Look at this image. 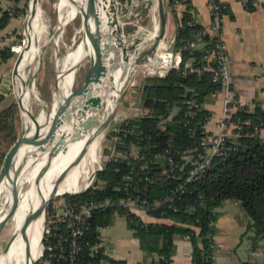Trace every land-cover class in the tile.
Here are the masks:
<instances>
[{
  "label": "trees",
  "instance_id": "1",
  "mask_svg": "<svg viewBox=\"0 0 264 264\" xmlns=\"http://www.w3.org/2000/svg\"><path fill=\"white\" fill-rule=\"evenodd\" d=\"M183 3H186L185 0ZM7 19L8 17H5L3 21ZM188 20L189 14L183 12L174 36L175 48L181 51L180 68L172 69L165 77L144 78L137 90L136 98L140 101L141 108L147 109V112L143 116L123 121L124 126H133L141 130L145 138L139 143V148L143 150L153 144L163 149L169 143V139H172L173 146L178 150L196 148L202 137L201 126L210 115V111L203 104L208 96L219 89V84L211 81L212 72L208 70L200 77L181 74L182 66L188 59L199 65L207 63L204 55L211 47L208 35L202 37V42L204 41L202 46L188 47L190 43H197L194 35L201 29L196 23L188 25ZM11 55L10 45L3 46L0 49V65L10 59ZM209 63L211 67L215 65L213 61ZM191 92L195 93L201 108L193 119L185 122L183 112L175 107ZM236 116L248 120L249 124L244 127V132L239 137L232 140L234 149L230 155L227 158H213L201 178L184 184V192L173 204L163 203L149 211V214L154 216L162 214L172 223H144L134 212L118 204L123 193L115 189V185L120 183L121 175L132 173V183H136L138 177L124 161L109 162L96 172L97 181L103 182L99 188L88 189L75 195H65L66 199L72 201L106 198L115 203L108 210L94 212L79 241L95 243L99 234L95 227L110 224L114 215H119L138 237L141 250L149 256L159 257V264H170L176 236L188 237L193 245L194 264H214L213 248L209 247V242H213L214 223L217 218V211L214 210L222 206L227 199L237 200L248 218L245 232L252 231L255 238L264 239V136L258 134L264 124V112L258 109L253 113L240 111ZM18 118L19 108L15 102L0 109V169L7 152L19 137L16 131ZM167 118L170 121L165 123L164 129L156 126L159 121ZM129 141L130 138H123L117 143L118 148H128ZM164 166L165 161L161 158L157 163L149 164V173L156 175ZM136 168L140 170L138 164ZM180 181L178 178L168 177L163 182L154 184L143 181L140 186L146 187L147 199L152 204L169 194ZM50 227L52 234L68 233L63 223L56 222ZM44 243L46 244V241L43 239ZM68 249V244L65 243L66 252H63L62 257L56 258V261L68 264ZM99 258H102L100 251L94 257H90L88 251L84 249L77 259L80 264H85ZM111 263L126 264L123 260H112ZM149 264L154 263L151 261Z\"/></svg>",
  "mask_w": 264,
  "mask_h": 264
},
{
  "label": "built area",
  "instance_id": "2",
  "mask_svg": "<svg viewBox=\"0 0 264 264\" xmlns=\"http://www.w3.org/2000/svg\"><path fill=\"white\" fill-rule=\"evenodd\" d=\"M241 2L245 5H249L248 0H241ZM174 4L175 7H177L182 5V2L175 0ZM207 5L210 14V22L207 27L201 28L194 35L195 39L200 41L201 44L204 43V41L202 42V37L206 35L210 37L211 47L204 55V59L207 63L199 65L195 64L191 59H188L182 66L181 74L183 76L195 75L200 77L208 70L212 72L211 81L219 84V89H216L213 94L221 95L223 100L221 115L216 119V115L210 111V115L201 126L202 137L199 141V145L196 148L184 150L176 149L173 146L172 139H169V143L163 149H159L157 145L153 144L143 150V148H139V143L145 138L141 130L133 126H124V120L119 122L113 121L111 124L112 127L110 130L109 144L104 147L102 161L98 164L96 169L97 172L109 162L117 163L120 161H124L130 166V170L134 171L135 175H138V177L135 180L136 183H132V173L121 175L120 183L115 185V189L123 193L118 204L135 214L138 210L139 213L142 212L147 214V216L151 218V221H145L140 214H136L144 223H159L160 220L167 219L162 216V214L160 216L150 215L149 211L163 203L173 204L175 199L184 192V184L194 182L201 178L213 158H227L234 149L232 140L239 137L244 132V127L249 124L248 120H243L239 116H236L237 112L247 111V107L246 104L240 100L231 86L228 69L231 60L225 42L221 37V20L225 12V5L220 0H207ZM8 11L9 14L12 13L11 10ZM186 12L189 14L187 24L191 26L193 25L192 16L194 10L191 7H188ZM157 28V25H155L154 30L156 31ZM163 38L170 40L169 44L166 46L170 52V58L167 61V64L151 74L136 72L133 69L130 70L129 84L131 81L136 80L134 79V74L136 73L141 74L139 79H144L149 76L165 77L172 69L180 68L182 62L181 51L175 48L174 36L167 37L166 34H164ZM188 47L194 48L195 45L194 43H190ZM10 51L13 53V44L10 46ZM129 57L131 60L135 61L140 59L139 57L133 56L130 51ZM137 61L139 62L140 60ZM210 61H213L215 64L213 67L210 66ZM141 63L143 62L141 61ZM135 91L137 93V90ZM124 92L128 91L125 90ZM175 108L181 110L185 122H189L197 115V112L201 108V104L198 102L195 93L191 92ZM143 112H140L141 115L144 114ZM168 121H170L169 118L163 119L159 121L156 126L164 129L165 123ZM212 121L216 123L217 130L213 134L209 132V124ZM123 138H130L128 148H118L117 143ZM161 158L164 159L165 166L161 168L156 175H151L149 173V164L157 163ZM137 164L140 170H137ZM140 172L142 175H140ZM95 174L94 181L91 183L90 179V182L85 184L81 192L88 189L95 190L103 183L101 182L98 185L95 183L97 182ZM168 177L178 178L181 181L176 187L170 190L169 194L150 204L146 196V187L141 188L140 183L143 181L148 182L149 184L159 183L163 182ZM113 204H115L113 201L106 198L85 199L83 201L65 199L60 208L61 212H57L53 223H63L68 229V233L67 235L52 234L50 227L51 224L50 226H47V228L44 226V238L46 244L44 243L42 245V264H62L60 261H56V258L62 257V254L65 251V243H67L69 247L67 251L68 264H80L77 258L80 252L84 249L88 251L90 257H94L98 251L102 252L106 246L103 241H101V238H98V241L95 243H81L79 239L83 236L89 219L93 216L94 212L108 210L113 207ZM108 225L109 224L98 225L95 228L99 232L101 229L107 228ZM50 239H52L53 242ZM183 239L189 241L187 236H184ZM213 246L214 242L210 241L209 247L213 248ZM56 251H58V253ZM85 264H107V262L104 259L99 258V260L88 261Z\"/></svg>",
  "mask_w": 264,
  "mask_h": 264
},
{
  "label": "crops",
  "instance_id": "3",
  "mask_svg": "<svg viewBox=\"0 0 264 264\" xmlns=\"http://www.w3.org/2000/svg\"><path fill=\"white\" fill-rule=\"evenodd\" d=\"M171 1L166 0L164 3V0L163 2L161 0L165 16L166 35H168L169 26L172 25L173 33L169 37L175 36L181 15L187 11L188 7L194 10L193 24L196 23L201 28L208 26L210 14L207 0H185L186 3H183L184 0H179L182 5L177 7L174 4L175 0ZM220 1L225 5V12L221 20V37L225 42L231 60L228 69L232 89L237 93L240 100L246 104L247 112L253 113L255 109L264 112V0H248L249 5L243 4L241 0ZM25 5V0H0V49L5 45L11 46L13 44V31H18L20 27ZM8 10H11L12 13L9 14ZM5 17H8V19L3 21ZM162 42L167 45L170 40L163 38ZM194 45L196 48L202 46L198 40ZM4 65L5 63L1 64L0 69ZM138 80L143 81L144 79ZM138 88L139 86H132V88L126 90L128 92H123L121 102L124 101L127 106L126 110L140 103L136 98L137 93L135 91ZM203 106L214 113L217 119L221 115L223 107L222 96L211 94ZM144 110L147 112V109ZM141 111L143 112L142 108ZM141 111L133 116L117 115V119L114 121L119 122L145 115L146 112L144 111V114L141 115ZM216 131V123L212 121L209 124V132L213 134ZM258 134L264 136V124L259 129ZM136 214H140L145 221H151L147 214L139 213V210ZM243 220L246 223H243ZM160 222L172 223L169 219L160 220ZM247 223L248 218L237 200L227 199L222 206L217 208L213 235L214 264H264V260L256 255L264 254V239H257L253 234H247L249 232H245ZM241 232L247 234V247L238 241ZM241 237L243 239V235ZM98 238H101L106 246L101 253L102 259L107 264H112V260H123L126 264L144 262L149 264L151 261L154 264H159V257L149 256L141 250L138 237L128 227L122 216L114 215L108 227L99 231ZM192 251L193 245L190 241L176 236L170 264H193L191 260Z\"/></svg>",
  "mask_w": 264,
  "mask_h": 264
},
{
  "label": "rangeland",
  "instance_id": "4",
  "mask_svg": "<svg viewBox=\"0 0 264 264\" xmlns=\"http://www.w3.org/2000/svg\"><path fill=\"white\" fill-rule=\"evenodd\" d=\"M25 1L26 6L22 14V19L20 20V27L18 31H13L12 57L8 59L5 62L3 68L0 69V109L8 106V104H10L11 102H15L17 104L19 108V118L16 122V131L18 136L22 134L24 128L26 129V114H24L25 112L22 113L19 107L22 98L24 100V104L28 106L30 115L36 120H42L40 122L41 124L45 123L48 119L49 114L52 113L53 103L55 100L54 92L57 91V75L70 66L68 54L76 48L78 37L80 36V34L78 33L80 21L77 17L74 16L79 15L81 17L80 8L76 7L75 9L71 10L69 14V16H71L68 19V8L65 7L66 9L63 8L60 10V7L64 0H38L41 10L39 21L41 23L39 22V29L37 28L38 30H36L35 32L34 41V43L38 47V52L33 57V60L30 63L28 62L29 64L27 63V65L25 66L28 58L27 54H25V47L26 44L31 41L34 35L32 34L34 26L31 31H28L26 29V20L29 15L30 0ZM103 1L104 4H107L108 10L113 19L112 26L114 44L117 41L118 17L124 29L125 42L130 53L133 56L140 58V56L145 54V52L153 48H150L153 37L155 33L159 32L160 29L158 8L156 3L157 0H115L118 13L117 16L115 15L114 9L111 8V6L108 4L110 0ZM165 1L166 0H164V3ZM155 25H157L158 31L154 30ZM167 31L168 35L166 36L169 37V35L173 33L172 25L169 26ZM128 49H126V51ZM161 52L162 48H159L158 45V47L154 49V51L151 52L150 55L143 61L141 60V58L137 59L140 60V64L136 66L134 71L143 72L145 74H151L158 71L160 68L154 66L152 61L157 55H160ZM141 61L143 63H141ZM91 67V64H89L87 61H83L82 59L80 65L77 67V70L72 74V78H74V86L71 87L70 90L74 91L75 89L81 87V82L85 78L87 71L91 69ZM140 77L141 74H134V79H139ZM59 78L62 87V78L61 76ZM23 87H25V97L22 96ZM105 88H102V90H104ZM129 88H132L131 83H127L125 90H128ZM105 104L106 102L103 96L96 104V107H94L96 108L95 114H97ZM126 107L127 106L124 104V101L123 103L121 102L115 119H117V115L123 114L127 116H133L137 112L141 111L140 103L137 104V106H133L127 110ZM110 125L103 131V133H100L97 136L96 143H94L93 139L90 141V144L88 145L85 152V170L81 176L80 181L77 184V190L82 187L84 188L85 184H88L90 182V179L91 183L94 181V174L96 172L97 166L99 163H101L103 158L104 147L107 146L110 141ZM91 133L92 131H90L89 133L85 132V143ZM53 142L54 140H51V144H53ZM44 152L38 155V157L35 159H29L31 160L30 166L33 164L34 165L28 171L27 181H25V183L21 186V195L17 206L25 203L26 199L23 201L22 199L32 188L31 182L35 178L38 171L36 168L37 162L40 160V157L44 154ZM29 160L28 157H25L22 164L26 163ZM97 182L98 184L101 183V181ZM27 185H29V188ZM72 194L75 193H71V195ZM65 195L66 194L59 195L48 203L44 214L45 228L53 223L57 212H61V205L66 199ZM49 212L51 213L50 215ZM243 223H246L245 220H243ZM15 228L16 221H10L0 230V255L6 248L9 240L12 238L15 232ZM242 233L243 232L239 234L238 241L239 243L241 242L243 246L247 247L248 238L246 235L253 234V232L249 231L247 234ZM242 235L243 239L241 237ZM43 239L45 240L44 236ZM256 255L258 256V258H262L264 260V254ZM38 262H43V260L40 258L35 264H37Z\"/></svg>",
  "mask_w": 264,
  "mask_h": 264
},
{
  "label": "bare ground",
  "instance_id": "5",
  "mask_svg": "<svg viewBox=\"0 0 264 264\" xmlns=\"http://www.w3.org/2000/svg\"><path fill=\"white\" fill-rule=\"evenodd\" d=\"M38 2V0H30L29 3V15L27 17L26 29L28 31H31L34 26V30L32 33L34 35L31 41H29V43L26 44L25 47V54H27L28 57L25 66L28 62L30 63L33 60V57L38 52V47L34 43L35 32L39 29L38 26L40 22L39 19L41 12ZM156 3H158V0L156 1ZM65 7L68 8V19L71 16H69L71 10L75 9L76 7H79L80 10L82 9V11L85 9L84 18L86 24L93 26V28H95L96 30V36L92 37L91 43L95 47L97 54L107 63V65H109L108 46L113 45L114 42L112 26L113 19L108 10L107 4H104L103 0H64L60 7V10ZM156 34L157 33H155V35ZM159 44V48H162V52L160 55H157L152 61L153 65L157 68H161L166 65L167 61L170 58V52L168 51L167 47L165 49V46L167 45L162 42V39L158 43H156L152 49L140 56L141 60L143 61L150 55L151 52L154 51V49L158 47ZM80 45V42L77 43L76 48L68 54L70 66L59 73L62 78V87L59 78L60 76L59 74L57 75V91L54 92L55 100L53 103V110L52 113L49 114L48 119L45 123L41 124L40 122L42 120L40 121L32 118L28 111V106L24 104V100L22 98L21 106L23 107V111L25 112L24 114H26V129L24 128L21 134L20 142L13 148L10 159L11 165H14L15 168L17 167V169L14 175L11 171L9 176H2L0 180V227L3 224L4 227L10 221H16V228L12 238L9 240L6 248L0 255V264H32V262L42 252L44 220L41 216H37L36 213L43 199L46 198L48 194L53 190L57 194V196H59L64 193H78L83 189V187L78 190L76 188L85 170V154L77 165L72 164L85 143V133L77 135V137H74L73 139L69 138L66 143L60 147L59 152L53 159H51L49 167L47 168L44 175L39 179L38 183L34 184V179L32 180L31 190H29L22 199V201L26 199L25 203L17 206L21 195V186L25 183V181H27L28 171L34 165L33 164L30 166L31 160L27 161L24 164H22V161L25 157H30L34 152H38L37 146L39 144V139L38 137H35V132L39 129V136L45 134L52 118L56 114H58L59 111L68 112L71 109V103H73L77 98L74 97L72 99V102H70V97L73 93V90H70V88L74 86V78H72V74L77 70V67L81 63L82 59H84L83 55L81 54L82 52ZM89 47L91 48L90 45ZM138 64H140V62L136 61L132 64L131 68H128V70H135ZM89 70H91V75L93 76V78L88 80L85 88L81 90V101L83 102L82 107L86 106L84 112H81V114L79 113L80 115L75 118L71 128L68 127L66 122L64 124V122L61 121L63 123H61V125L57 127L54 138H57L61 133H64L66 131L71 132L72 128H77L78 124L84 119L94 116L96 112V108L94 107H96V104L100 101L101 98L98 100L90 101L87 105L85 104V102L89 101L90 96L92 97L97 93L104 92L105 89L102 90V88H105L107 86V82L105 78H103L96 72L93 66ZM22 93V96L25 97V87H23ZM104 98L105 102L107 103L109 99L108 94L105 95ZM92 129L94 128H91L86 132L89 133L90 131H92ZM99 134L100 133L96 134V136L93 137L94 143H96L97 136ZM46 160L47 156L45 151L44 154L40 157V160L37 162V173L45 165ZM65 169H67L66 173L63 174L55 184L57 175ZM13 180H15V186L19 189L17 193H13L11 190L13 187Z\"/></svg>",
  "mask_w": 264,
  "mask_h": 264
},
{
  "label": "water",
  "instance_id": "6",
  "mask_svg": "<svg viewBox=\"0 0 264 264\" xmlns=\"http://www.w3.org/2000/svg\"><path fill=\"white\" fill-rule=\"evenodd\" d=\"M87 4V3H86ZM111 8L114 9L115 15L117 16V7L115 0H110L108 3ZM87 7V5H86ZM85 7V8H86ZM158 8H159V17H160V29L159 32L154 36L152 44L150 48L154 47L156 43H158L165 34V16L163 13L161 0H158ZM81 17L79 15H76L74 17H77L80 21L79 23V29L78 33L80 36L78 37L77 43H81V54L83 55V61H87L89 64H91L96 72L101 75L103 78L106 79L107 86L105 88L104 92L97 93L93 95L92 97H89V101L85 102V104H89L90 101L98 100L102 98L103 96L108 94V102L106 103L105 107L100 110L97 114H95L92 117L84 119L82 122L78 124V127L72 128V131H66L64 133H61L57 138H54L55 131L58 126L61 125V123L66 122L68 127L71 128L74 123V120L77 116L83 113L86 106L82 107V91L85 86L87 85L88 80L92 79L93 76L91 75V70H88L86 73L85 78L81 82V87L78 89H75L72 93V96L70 97V102H72V99L74 97H77L73 103H71V109L68 112H61L59 111L58 114H56L52 120L50 121V125L42 136L38 135L39 129L35 132V137H38L39 144L37 146L38 152H34L29 159H35L40 155L42 152L46 151L47 160L45 162V165L41 168V170L36 174L34 178V184H37L39 179L44 175L47 168L49 167V163L51 162V159H53L57 153L59 152L60 147L66 143V141L69 138L77 137V135H81L85 133L87 130L94 128L92 130V133L90 134L88 140L81 148L80 153L75 158L72 165H77L80 160L82 159L83 155L86 152V149L88 145L90 144V141L93 139L94 136L98 133H103L105 129L113 122L115 119V116L117 114L118 107L121 103V99L123 96V92L125 90V87L129 81V72L132 64L135 63V60H131L129 57V49L127 47V44L125 42L124 38V29L122 24L120 23L118 17H117V24H118V30H117V41L113 45L108 46L109 50V65L97 54L95 47L91 43L92 37L96 36V30L93 28V26H90L89 24H86L85 21V9L82 11L81 9ZM91 46V48L89 47ZM126 49H128L126 51ZM146 53V52H145ZM80 65V64H79ZM78 65V66H79ZM126 68H125V67ZM142 81L141 80H133L131 81V85L134 87L141 86ZM21 103V102H20ZM20 110L23 111V107L21 104L19 105ZM80 113V114H79ZM33 118V117H32ZM36 120V119H35ZM63 121V122H61ZM54 138V139H53ZM21 135L17 138L16 142L11 146L9 151L6 154V157L4 159L3 165L0 169V180L2 176H9L11 171L14 173L16 172L17 167L11 165L10 159L13 152V148L20 142ZM51 140H54L53 144H51ZM24 160V159H23ZM23 162V161H22ZM14 169V170H13ZM67 169L60 172L56 179L55 184L59 180V178L65 174ZM13 187L12 192L17 193L19 189L15 186L16 182L13 180ZM29 188V185H27ZM66 195H71V193H64ZM57 197V194L53 191L48 194L46 198L43 199L41 202L38 210H37V216H41L44 220V214L46 207L48 203ZM4 225V224H3ZM3 225L0 227V230L2 229ZM42 256V253L32 262V264H35Z\"/></svg>",
  "mask_w": 264,
  "mask_h": 264
}]
</instances>
